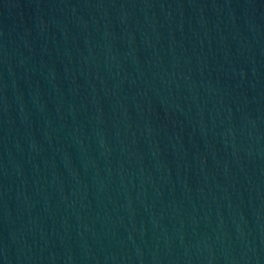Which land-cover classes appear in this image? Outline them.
I'll return each instance as SVG.
<instances>
[{
	"label": "water",
	"instance_id": "1",
	"mask_svg": "<svg viewBox=\"0 0 264 264\" xmlns=\"http://www.w3.org/2000/svg\"><path fill=\"white\" fill-rule=\"evenodd\" d=\"M0 264H264V0H0Z\"/></svg>",
	"mask_w": 264,
	"mask_h": 264
}]
</instances>
